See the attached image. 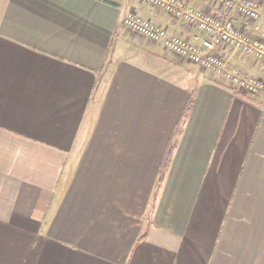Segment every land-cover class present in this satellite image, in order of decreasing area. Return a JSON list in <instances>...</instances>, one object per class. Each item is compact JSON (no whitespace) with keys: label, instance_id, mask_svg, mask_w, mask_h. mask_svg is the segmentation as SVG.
<instances>
[{"label":"crops","instance_id":"0c3cea01","mask_svg":"<svg viewBox=\"0 0 264 264\" xmlns=\"http://www.w3.org/2000/svg\"><path fill=\"white\" fill-rule=\"evenodd\" d=\"M128 12L199 45L142 0H0V264H264V95L132 34ZM235 19L264 39V7ZM215 52L264 81L242 48Z\"/></svg>","mask_w":264,"mask_h":264},{"label":"built area","instance_id":"2783aa9c","mask_svg":"<svg viewBox=\"0 0 264 264\" xmlns=\"http://www.w3.org/2000/svg\"><path fill=\"white\" fill-rule=\"evenodd\" d=\"M142 1L160 7L178 21L195 27L202 34L199 45L172 35L165 28L142 19L133 12H128L123 19V25L128 30L149 41L160 43L178 57L203 69L222 74L240 93L264 95L263 80L242 75L215 52L216 46L223 43L236 49L242 48L264 63V39L252 37L241 30L235 19V15H239L253 23L259 20L260 0H211L218 7L216 13L194 9L184 0Z\"/></svg>","mask_w":264,"mask_h":264},{"label":"trees","instance_id":"16d2710c","mask_svg":"<svg viewBox=\"0 0 264 264\" xmlns=\"http://www.w3.org/2000/svg\"><path fill=\"white\" fill-rule=\"evenodd\" d=\"M190 106L191 105L189 103L188 106L185 109V113H187L189 111ZM169 158H170V152H169V150H167L166 153H165V155H164V158L162 160L161 167H160V176L158 178V185H159L160 181L162 180V177H163V175L165 173V170H166L167 165H168V162H169Z\"/></svg>","mask_w":264,"mask_h":264},{"label":"rangeland","instance_id":"374dc122","mask_svg":"<svg viewBox=\"0 0 264 264\" xmlns=\"http://www.w3.org/2000/svg\"><path fill=\"white\" fill-rule=\"evenodd\" d=\"M260 3H261V8H263L264 7V0H260ZM130 31V30H129ZM132 34H135V35H137V36H139V37H141V38H143V39H145L144 37H142V36H140V35H138V34H136V33H134V32H132V31H130ZM147 40V39H146ZM149 41V40H148ZM152 42V41H151ZM180 60H184V59H182V58H179Z\"/></svg>","mask_w":264,"mask_h":264}]
</instances>
